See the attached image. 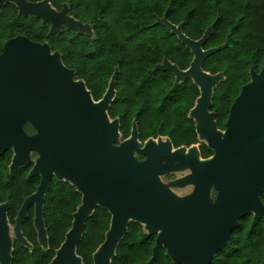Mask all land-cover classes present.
I'll return each mask as SVG.
<instances>
[{
  "label": "water",
  "instance_id": "obj_1",
  "mask_svg": "<svg viewBox=\"0 0 264 264\" xmlns=\"http://www.w3.org/2000/svg\"><path fill=\"white\" fill-rule=\"evenodd\" d=\"M6 1L14 2L19 13L50 21V31L59 29L62 22L66 27L87 31L83 22L67 13L66 6L56 9L49 0H0V4ZM161 21L193 52L185 69L168 59L157 66L172 69L175 83L191 77L198 85L199 95L189 115L195 120L197 134L213 150L210 157H201L197 146L187 150L186 145L174 147L168 136L148 137L140 146L135 121L129 136L122 138L118 118H110L107 113L115 92L114 73L102 97L95 100L84 80L75 77L74 70L62 62L59 51H52L47 42L17 34L2 44L0 154L12 149L9 169L13 171L28 163L30 150H36L30 174H40L35 191L24 198L17 211L15 238L29 244L20 226L29 204L34 203L37 240L43 247L47 245L42 208L52 174L74 184L81 193L71 226L48 264H80L75 245L85 219L97 205L107 208L111 218L104 240L93 252V264H109L129 220L146 221L149 232L158 229L147 263L164 247L174 262L207 264L214 252L226 245L240 216L251 212L252 223L264 217L260 197L264 190V67L259 71L250 68V80L232 100L225 128L221 129L210 106L213 86L224 75L221 71L210 73L201 66L203 58L220 46H201L211 25L194 39L183 33L181 24L168 21L165 15ZM66 105L72 106V115H77L72 121L58 114ZM26 120L35 132H25L22 125ZM135 149L145 157L138 159ZM186 164L191 172L175 183L193 182L195 190L181 197L161 180L160 174ZM210 185L216 189L209 206L214 210L211 221L199 234L184 237L183 230L191 231L200 221ZM8 204L0 201V264L11 262L13 240L7 232Z\"/></svg>",
  "mask_w": 264,
  "mask_h": 264
},
{
  "label": "trees",
  "instance_id": "obj_2",
  "mask_svg": "<svg viewBox=\"0 0 264 264\" xmlns=\"http://www.w3.org/2000/svg\"><path fill=\"white\" fill-rule=\"evenodd\" d=\"M37 1V0H31ZM56 9L91 26V34L75 28L50 31V21L31 13L18 12L12 1L0 4V50L10 36L24 34L32 40L47 42L60 53L62 62L84 80L92 97H102L114 73V95L107 108L119 120L122 138L130 134L135 121L141 142L148 137L168 136L174 147L198 142L195 120L189 115L199 95L191 77L177 83L175 73L158 67L164 59L179 68L189 66L193 52L166 19L181 24L187 36L197 39L208 26L211 31L201 46L209 52L201 66L210 73L223 72L213 86L210 109L217 126L225 128L229 106L241 86L250 80V68L264 67V0H49ZM202 157L213 150L198 142ZM11 148L0 154V201H8L6 215L14 223L24 198L39 183V174H28L32 163L9 171ZM264 202V190L260 194ZM81 201L76 186L64 179L50 177L44 194L42 215L47 245L37 240L33 224L34 206L29 204L21 231L29 244L14 238L10 264H48L70 228L73 212ZM111 214L95 206L85 219L81 237L75 245L82 264H93V252L105 238ZM155 232L142 223L129 220L109 264H180L161 247L153 259ZM207 264H264V217L252 223V213L239 217L226 245L214 252Z\"/></svg>",
  "mask_w": 264,
  "mask_h": 264
},
{
  "label": "rangeland",
  "instance_id": "obj_3",
  "mask_svg": "<svg viewBox=\"0 0 264 264\" xmlns=\"http://www.w3.org/2000/svg\"><path fill=\"white\" fill-rule=\"evenodd\" d=\"M63 7H65V5H63ZM84 24L87 26V31H85V32H88V33L91 34L92 32H91V26H90V24H88V23H84ZM60 25H61L60 27H66L65 26L66 24L63 23V22ZM162 62H160V63H162ZM69 105H71V103ZM69 105H66L63 108H61L58 111L59 112L58 114L60 115V117L62 119H65L67 121H69V120L72 121L74 118L77 117V115L76 114L72 115V112H70L72 106H69ZM253 119H254V117H253ZM252 120H250V121H252ZM22 128L25 130V132L27 134H30V133H32L35 130L34 127L31 125V123L28 120H26L23 123ZM197 136H198V142L199 141H205V139H204V137L202 135L198 134ZM161 138L162 139L163 138H166V136H162ZM119 140H121L120 137H119ZM261 140L263 142L262 143L260 141L261 144L264 145V132H263V135H262ZM143 142H140V146H143L144 145ZM198 142L193 143V144H191L189 146H186L185 150H187L188 148H190V146H198ZM258 147L259 146H257L256 149H258ZM262 148H264V146ZM134 154H135L136 157H139V156H141L142 153L140 152L139 149H135ZM212 154L210 156H212ZM36 156H37V151L36 150H31V152L29 154V158H31V162L32 163H34L33 160H35ZM190 172H191V168H190V166L188 164H186L184 168H174V169H172L170 171H167L165 173L160 174V178L176 194H178L181 197H187L188 195H190L195 190V184L193 182H186L184 184H177V183H175V181L178 178H181V177L185 176L186 174H188ZM215 195H216V189L212 185H210L209 186V193L207 195V203H206L207 204V207H203L200 221L195 224V228H193L191 231H189V229L183 230L182 234H183L184 237L194 236V235L199 234L200 232H202L204 229H206V227L210 223L211 218H212V216L214 214L213 207H209V206L214 201ZM141 223L143 225L144 230L147 231V232H149L150 228H149L147 222L146 221H143ZM14 226H15V221H14V223H11V222H9L7 220V232H8V235H9V238H10L11 241L16 237V233H15V230H14ZM157 231H158V229L155 231V233ZM80 264H82L81 261H80Z\"/></svg>",
  "mask_w": 264,
  "mask_h": 264
},
{
  "label": "flooded vegetation",
  "instance_id": "obj_4",
  "mask_svg": "<svg viewBox=\"0 0 264 264\" xmlns=\"http://www.w3.org/2000/svg\"><path fill=\"white\" fill-rule=\"evenodd\" d=\"M35 129V128H34ZM33 132H35V130L33 131ZM32 132V133H33ZM31 134V133H30ZM198 147V146H197ZM199 149V148H198ZM12 150V149H11ZM30 152H31V150H30ZM30 152H29V154H30ZM12 153H13V151H12ZM199 154H200V152H199ZM12 156V155H11ZM201 156V155H200ZM210 156V155H209ZM145 157V155L144 154H141V156H139V157H137L138 159H142V158H144ZM202 157V156H201ZM30 160H29V162L28 163H26V164H29V163H32L31 162V158H29ZM34 161V160H33ZM10 162H11V159H10ZM10 162H9V164H10ZM9 164H8V168H9ZM25 165V164H24ZM32 165H33V163L31 164V167H32ZM31 167L29 168V170H28V174L30 175V170H31ZM9 171H10V169H9ZM33 174H39V173H33ZM32 175V174H31ZM39 176H40V174H39ZM52 176H55L54 174H52L51 175V177ZM40 180V179H39ZM38 185V184H37ZM35 191V190H34ZM33 206H34V203H33ZM27 212V211H26ZM33 212H34V210H33ZM17 215V214H16ZM16 217V216H15ZM33 217H34V215H33ZM7 219H8V217H7ZM9 221V220H8ZM20 228H21V226H20ZM37 231V230H36ZM22 232V231H21ZM23 234V233H22ZM24 236V235H23Z\"/></svg>",
  "mask_w": 264,
  "mask_h": 264
}]
</instances>
